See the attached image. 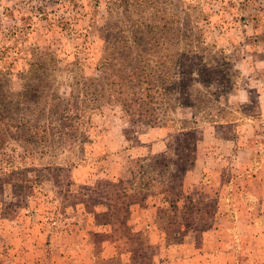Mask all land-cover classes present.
Segmentation results:
<instances>
[{
  "label": "rangeland",
  "instance_id": "1",
  "mask_svg": "<svg viewBox=\"0 0 264 264\" xmlns=\"http://www.w3.org/2000/svg\"><path fill=\"white\" fill-rule=\"evenodd\" d=\"M145 13L196 50L182 59L179 101L155 125L119 106L84 113L70 97L75 75L96 77L116 24ZM254 84H264V0H0V92L22 101L0 104V264H174L214 232L248 254L234 207L217 204L229 200L218 190L229 163L207 161L241 115L256 119L241 139L263 164L264 111L242 91ZM203 161L217 180L195 181Z\"/></svg>",
  "mask_w": 264,
  "mask_h": 264
},
{
  "label": "trees",
  "instance_id": "2",
  "mask_svg": "<svg viewBox=\"0 0 264 264\" xmlns=\"http://www.w3.org/2000/svg\"><path fill=\"white\" fill-rule=\"evenodd\" d=\"M145 14L140 15L133 25L116 24L117 38L97 63L96 77L88 78L80 72L75 75L81 88L70 93V97L74 96V103H85L82 108L79 107L82 111L84 109V113L89 111L86 107L100 110L103 105L119 106L124 115L133 121L155 125L162 111L174 101H179L178 77L182 73L187 74L183 70L182 59L196 50L188 48V44H181L180 40L174 42V37H163L157 21ZM178 33H182L181 30ZM182 36L188 37L184 33ZM81 68L79 65L77 70ZM12 95L7 96L11 98L7 101L8 105H11V110L15 108L19 111L21 94L18 97ZM5 103L4 94L0 92V104L9 109ZM24 110L27 114L28 109L23 107ZM66 112L69 113L67 109ZM80 116L83 114L77 116V120ZM20 129L23 130L22 123Z\"/></svg>",
  "mask_w": 264,
  "mask_h": 264
},
{
  "label": "crops",
  "instance_id": "3",
  "mask_svg": "<svg viewBox=\"0 0 264 264\" xmlns=\"http://www.w3.org/2000/svg\"><path fill=\"white\" fill-rule=\"evenodd\" d=\"M242 91L248 94L252 91V98L250 95L248 97L251 100L256 98L261 107L260 111H264V84L243 86ZM255 120L252 121V118L240 115L236 120L231 121L230 126L237 128L236 133L225 132L223 134L224 141H228V147L223 152L220 150L210 152V158L207 161L210 163L215 160L218 165L222 162L230 164V166L228 164L229 180L220 181L221 184L218 186L221 195L229 197V200L224 204L218 201L217 204L225 209L234 207L233 210L237 216L234 224L236 237H250L253 247L248 248L247 254L235 240L224 243L222 239L220 240L219 233L214 232L205 235L197 251L193 252L191 246L189 248L186 246L188 253L177 258L174 264H238L239 260H241L239 264H259L262 260L261 254H264V247H262L264 246V175L261 171H264V160L262 165L254 168L252 164L254 150L242 141L246 126L251 125L256 133ZM259 150L263 152L264 147H260ZM260 169V174L257 175ZM195 173V181L204 174L213 176L215 180L220 175V171L211 169V166L204 164V161ZM239 173H242V178L237 176ZM213 184H215L214 180L211 185Z\"/></svg>",
  "mask_w": 264,
  "mask_h": 264
}]
</instances>
